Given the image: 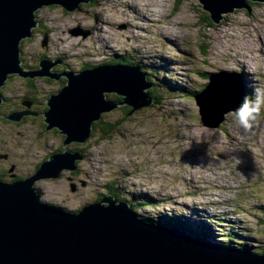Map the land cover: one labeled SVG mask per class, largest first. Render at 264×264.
Here are the masks:
<instances>
[{
	"label": "rangeland",
	"instance_id": "rangeland-1",
	"mask_svg": "<svg viewBox=\"0 0 264 264\" xmlns=\"http://www.w3.org/2000/svg\"><path fill=\"white\" fill-rule=\"evenodd\" d=\"M201 16L210 20L198 0H89L72 12L60 5L36 10L37 26L19 44L23 68L61 58L62 65L54 67L77 72L124 58L141 67L157 96L134 111L120 106L103 113V123L117 125L111 132L102 134L104 124H98L89 140L67 145L83 154L78 173L64 170L57 178L34 180L41 202L73 212L114 193L133 199L138 217L211 218L209 229L219 243L231 238L226 228L241 230L249 251L262 253L264 109L248 131L235 111L219 127L207 128L192 94L207 83V73L220 71L237 72L253 97L264 90V2L234 10L213 27ZM75 27L90 33L72 35ZM63 78L11 75L0 88L1 181L23 179L63 150V135L56 127L46 129L43 115ZM27 96L35 98L39 116L27 117L28 111L19 122L3 117L25 106ZM149 198L154 204L142 205ZM221 221L226 230L218 231Z\"/></svg>",
	"mask_w": 264,
	"mask_h": 264
},
{
	"label": "water",
	"instance_id": "water-1",
	"mask_svg": "<svg viewBox=\"0 0 264 264\" xmlns=\"http://www.w3.org/2000/svg\"><path fill=\"white\" fill-rule=\"evenodd\" d=\"M80 2L89 0H0V88L11 75L66 80L46 99L43 113L46 129L56 127L63 135V150L49 154L38 170L23 179L0 180V264H264V252L220 246L214 233L207 242L179 229L145 221L128 201H118L111 194L73 212L40 201L33 181L57 178L64 170L74 171L83 154L66 146L89 140L93 123L103 113L120 106L134 111L154 101L148 91L152 83L139 65L106 63L77 72L52 71L60 63L57 59H40L35 70L20 65L19 44L37 26L36 10L60 5L71 11ZM199 2L217 24L225 14L249 10V2L264 0ZM69 32L86 37L90 30L75 27ZM207 75V83L192 97L203 126L217 128L246 98L247 88L234 71ZM110 93L121 99L108 100L106 94ZM22 103L29 106V101ZM26 113L16 110L3 117L19 122Z\"/></svg>",
	"mask_w": 264,
	"mask_h": 264
},
{
	"label": "trees",
	"instance_id": "trees-1",
	"mask_svg": "<svg viewBox=\"0 0 264 264\" xmlns=\"http://www.w3.org/2000/svg\"><path fill=\"white\" fill-rule=\"evenodd\" d=\"M256 3H261V2H249V6L251 7L252 4H256ZM200 20L201 21H206L210 27H213L214 24H215L211 20L208 19V16H201ZM215 25H217V24H215ZM107 63H127V64L130 63L132 65H136V63L127 61L124 58L113 59L111 61H108ZM83 69H86V68H83ZM246 91L249 92L251 90L249 89V90H246ZM149 92H150V95H152L153 97L155 96L157 98L156 94L153 93L152 88L149 89ZM193 92L195 93L197 91H193ZM247 92H246V95H247L246 98H249V99L254 98L253 94H250L251 95L250 96L249 94H247ZM156 98H154L153 102H155ZM112 99L113 100H120L121 98L117 97V96H114ZM122 108H126L127 112L130 111L129 107H128L129 109L126 106L125 107L122 106ZM102 116H103V114L101 115V117L97 121H95L93 123V128H92L91 135H92L93 131L95 130V128L98 126V124H104V126L101 127L102 134L103 133L107 134V133L111 132L112 129H114L117 126L116 124L113 125V123H109V122H104L103 123ZM91 135H90V137H91ZM40 164H41V162L37 164L36 168L39 167ZM71 172H73L74 174H77L78 170H74V171H71ZM113 196L117 200L128 201L130 206H131V208H132V210H136V204L133 202V199L122 198V197H119L118 195H116L114 193H113ZM102 197H103V195L98 200H100ZM98 200H95V201H98ZM142 203H143L142 205H148V206L150 205L151 206L152 204H154V201L152 200V198H149L148 200H143ZM140 217L143 220L151 222V223L160 224V225H164V226H167V227H170V228L179 229L181 231L186 232L187 234H189L190 236H192V237H194V238H196L198 240H203V241L210 242V241H208L209 237L213 236V232H211V230H209V227L213 226V221L211 220V218L201 217L200 219L195 218V220H193V219H190L186 215L175 214V213H174V215H171V216L161 215L159 217H151V218H148V219L143 218L142 216H140ZM197 221H201V222H197ZM223 222L224 221L218 222L219 223L218 225L220 226V228L218 227V231H223V230L227 229L226 232H228V236H230L231 238L230 239H224V241H221L220 243H218V245L225 246V247H235V248H240V249H243V250H249V247L246 244L248 239H246L243 236H241V230L236 231V230H234V228H226L225 229L226 225H223L224 224ZM231 227H233V226L231 225ZM220 235L222 236L224 234H220ZM257 250H259V249H257ZM259 252L263 253L264 252V248H262V250H259Z\"/></svg>",
	"mask_w": 264,
	"mask_h": 264
},
{
	"label": "clouds",
	"instance_id": "clouds-1",
	"mask_svg": "<svg viewBox=\"0 0 264 264\" xmlns=\"http://www.w3.org/2000/svg\"><path fill=\"white\" fill-rule=\"evenodd\" d=\"M121 64H127V63H121ZM262 109H264V90H257L255 92L254 98L252 99L245 98L235 110L236 119L239 125L245 131H248L249 129H251L254 123L257 121V118L261 115ZM118 201H125V200H118Z\"/></svg>",
	"mask_w": 264,
	"mask_h": 264
},
{
	"label": "flooded vegetation",
	"instance_id": "flooded-vegetation-1",
	"mask_svg": "<svg viewBox=\"0 0 264 264\" xmlns=\"http://www.w3.org/2000/svg\"><path fill=\"white\" fill-rule=\"evenodd\" d=\"M65 10V9H64ZM58 60H60L61 62V64L60 63H58L57 64V66H59V65H62V63H63V59H58ZM56 66V65H55ZM64 70H66V69H61V70H59V69H57V67H53V69H52V71H54V72H63ZM61 78H63V77H61ZM50 79V78H49ZM63 81L65 82V78H63ZM250 95V94H249ZM251 96V95H250ZM23 101H29V106H22V105H20V106H17L19 109H17V110H28V111H30L31 112V114L30 115H28L27 117H35V116H39L42 112H40L39 110H37L36 108H35V98H33V99H31L30 98V96H27V97H25V99L24 100H22L21 102H23ZM14 110H16V109H14ZM13 110V111H14ZM76 149H78L77 147L75 148V149H72L71 148V150L72 151H75ZM81 151H83V149H80Z\"/></svg>",
	"mask_w": 264,
	"mask_h": 264
},
{
	"label": "bare ground",
	"instance_id": "bare-ground-1",
	"mask_svg": "<svg viewBox=\"0 0 264 264\" xmlns=\"http://www.w3.org/2000/svg\"><path fill=\"white\" fill-rule=\"evenodd\" d=\"M199 1V0H198ZM146 4H147V6H148V8H150L149 7V3H147V2H145ZM203 8V7H202ZM236 10H238V9H236ZM245 10V9H244ZM65 11H67V10H65ZM205 11V10H204ZM68 12H72V10L71 11H68ZM154 13V11H152V14ZM230 13H232V12H230ZM228 14V13H227ZM226 15V14H225ZM99 17H100V15H99ZM100 18H102V17H100ZM216 24V23H215ZM218 24V23H217ZM27 38H30V37H27ZM22 41V40H21ZM46 44V43H45ZM45 44H44V46H45ZM58 60V59H57ZM61 62V61H60ZM130 64V63H129ZM237 65V64H236ZM14 76V75H13ZM208 76V75H207ZM244 81V80H243ZM28 111V110H27ZM56 129V128H55ZM81 144V143H80ZM88 145V144H87ZM39 193V192H38ZM193 215V214H192ZM194 217H192V219H195V218H197V216H195V215H193ZM198 217H201V215H199Z\"/></svg>",
	"mask_w": 264,
	"mask_h": 264
}]
</instances>
